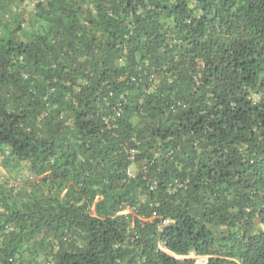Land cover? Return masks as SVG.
<instances>
[{
  "label": "trees",
  "instance_id": "obj_1",
  "mask_svg": "<svg viewBox=\"0 0 264 264\" xmlns=\"http://www.w3.org/2000/svg\"><path fill=\"white\" fill-rule=\"evenodd\" d=\"M0 168V264H264V0H0Z\"/></svg>",
  "mask_w": 264,
  "mask_h": 264
},
{
  "label": "rangeland",
  "instance_id": "obj_2",
  "mask_svg": "<svg viewBox=\"0 0 264 264\" xmlns=\"http://www.w3.org/2000/svg\"><path fill=\"white\" fill-rule=\"evenodd\" d=\"M33 4L29 5L27 8L28 14L30 15L33 12ZM0 173L2 176H5V172L3 171L2 168H0ZM28 179L32 180L30 176H28L27 174L20 176V178L17 181H12L11 183H13L14 185H17L18 187L21 186L22 183H24V181H22L21 179ZM5 181V180H4ZM188 258L190 259H194L196 261V264H206L207 262V258L205 257H197L194 254H192L191 256H189Z\"/></svg>",
  "mask_w": 264,
  "mask_h": 264
},
{
  "label": "built area",
  "instance_id": "obj_3",
  "mask_svg": "<svg viewBox=\"0 0 264 264\" xmlns=\"http://www.w3.org/2000/svg\"><path fill=\"white\" fill-rule=\"evenodd\" d=\"M41 1H44V0H41ZM120 115V113L118 114V116ZM130 156H131V159H134V152H131L130 153ZM130 175H131V173H130ZM4 182V179L3 178H0V183L2 184ZM125 214L126 213H131V211L129 210V209H127L125 212H124Z\"/></svg>",
  "mask_w": 264,
  "mask_h": 264
}]
</instances>
